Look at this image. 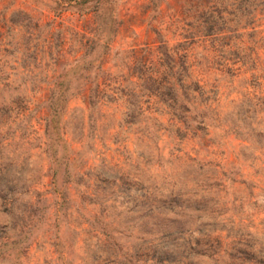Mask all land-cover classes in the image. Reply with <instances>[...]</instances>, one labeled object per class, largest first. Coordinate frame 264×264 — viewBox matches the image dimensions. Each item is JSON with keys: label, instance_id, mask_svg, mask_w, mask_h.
<instances>
[{"label": "clouds", "instance_id": "clouds-1", "mask_svg": "<svg viewBox=\"0 0 264 264\" xmlns=\"http://www.w3.org/2000/svg\"><path fill=\"white\" fill-rule=\"evenodd\" d=\"M35 4L0 44V264H264V66L229 75L223 62L204 74L192 66L211 56L199 45L172 63L189 30L167 19V55L135 60L140 31L119 28L136 0H91L92 44L81 55L75 40L60 57L45 43L58 0ZM225 6L231 16L209 15L237 29L264 0ZM160 63L176 77L170 87L155 83ZM58 168L63 199L46 191Z\"/></svg>", "mask_w": 264, "mask_h": 264}, {"label": "rangeland", "instance_id": "rangeland-1", "mask_svg": "<svg viewBox=\"0 0 264 264\" xmlns=\"http://www.w3.org/2000/svg\"><path fill=\"white\" fill-rule=\"evenodd\" d=\"M90 3L91 0H58V7L61 10L57 11L56 8L49 10L48 17L45 20V23L52 29L45 38L49 53L55 46L58 49V56L63 57L65 53L70 55V44L75 40L80 43V54L83 55L86 52L92 44L90 37L95 24V11L89 7ZM222 4H224V0H136L137 6L133 9L134 14L123 16L119 31L122 36L128 35L133 30L140 31V36L135 41L133 56L135 60H142L145 64L152 61L153 53L167 55L162 48V32L159 28V22L167 19L173 25L180 24L186 30H189L181 33L183 40L188 43L187 45L184 43L178 45V51L172 63L182 65L184 60L188 58L189 53L194 55L193 50L199 45L211 53L210 58L205 57L204 61L193 62L192 66L198 68L204 74L223 71V62H229L236 68L235 73L229 68V75H242L245 70L255 69L257 63L264 66V7L257 9V16H253L250 20L246 19L242 26L233 29L228 27L227 23H217L209 15L211 11L220 16L221 19H223V12H228L231 16L232 12L226 6L221 10ZM95 6H99V0H96ZM36 7L35 0H0V44L13 31L24 30L21 19L34 16ZM156 9H159L160 13L159 16L154 17L157 23L151 26L146 25L145 20ZM57 30H60L61 33L59 38L56 36ZM168 32L172 37L176 36V32H173L171 27H169ZM243 33H247V35L245 36ZM36 38L39 39V36L37 35ZM236 42L246 45V57H242L239 49L234 48ZM225 48L232 49L230 56L224 55L223 49ZM36 50L39 54L41 51L39 44L36 45ZM3 51L8 53L7 45H3ZM249 62L250 67L248 66ZM63 64V58L58 59L57 70ZM154 75L156 77L155 83L160 88L170 87L172 81L176 79L175 76L170 75V65L166 63H160ZM59 79L58 74L54 73L52 81L56 82L57 86L63 87V84L59 83ZM176 83L180 88H183V84H179L178 80ZM52 86V83H49L42 88L44 98H50ZM90 87L91 85H89ZM156 98L160 99L159 96ZM48 111V109H44L40 113L41 117L47 116ZM53 124L58 132V122L53 121ZM45 179L48 185L47 195L49 197L60 195L63 199V193L60 192L58 187L62 179L60 169L51 172ZM237 259H239L240 264H245L248 258L242 256Z\"/></svg>", "mask_w": 264, "mask_h": 264}, {"label": "trees", "instance_id": "trees-1", "mask_svg": "<svg viewBox=\"0 0 264 264\" xmlns=\"http://www.w3.org/2000/svg\"><path fill=\"white\" fill-rule=\"evenodd\" d=\"M253 70V69H252ZM179 84H181L180 82H179ZM182 85V84H181Z\"/></svg>", "mask_w": 264, "mask_h": 264}]
</instances>
